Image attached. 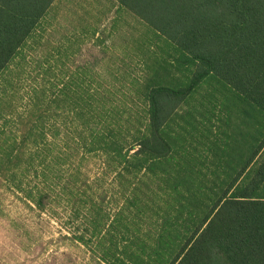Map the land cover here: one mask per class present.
I'll use <instances>...</instances> for the list:
<instances>
[{
    "label": "rangeland",
    "instance_id": "1",
    "mask_svg": "<svg viewBox=\"0 0 264 264\" xmlns=\"http://www.w3.org/2000/svg\"><path fill=\"white\" fill-rule=\"evenodd\" d=\"M184 58L116 0H51L0 71V264L169 262L251 133ZM156 87L184 92L159 158L139 146Z\"/></svg>",
    "mask_w": 264,
    "mask_h": 264
},
{
    "label": "trees",
    "instance_id": "2",
    "mask_svg": "<svg viewBox=\"0 0 264 264\" xmlns=\"http://www.w3.org/2000/svg\"><path fill=\"white\" fill-rule=\"evenodd\" d=\"M116 1L195 63L198 81L208 76L232 92L251 130L248 140L241 135L247 154L167 264H264V0ZM50 2L0 0V71ZM183 95L149 92L148 136L139 144L145 155L169 153L163 125Z\"/></svg>",
    "mask_w": 264,
    "mask_h": 264
}]
</instances>
